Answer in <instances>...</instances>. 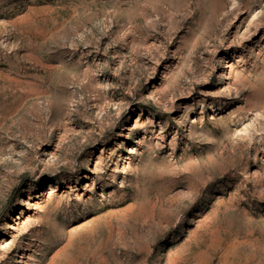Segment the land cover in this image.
<instances>
[{"label": "rangeland", "instance_id": "rangeland-1", "mask_svg": "<svg viewBox=\"0 0 264 264\" xmlns=\"http://www.w3.org/2000/svg\"><path fill=\"white\" fill-rule=\"evenodd\" d=\"M0 264H264V0H0Z\"/></svg>", "mask_w": 264, "mask_h": 264}]
</instances>
